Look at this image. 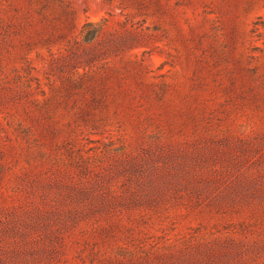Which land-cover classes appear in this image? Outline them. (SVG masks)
<instances>
[{
	"label": "rangeland",
	"instance_id": "1",
	"mask_svg": "<svg viewBox=\"0 0 264 264\" xmlns=\"http://www.w3.org/2000/svg\"><path fill=\"white\" fill-rule=\"evenodd\" d=\"M0 264H264V0H0Z\"/></svg>",
	"mask_w": 264,
	"mask_h": 264
}]
</instances>
